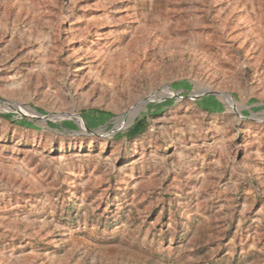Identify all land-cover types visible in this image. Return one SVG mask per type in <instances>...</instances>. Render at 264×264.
Returning <instances> with one entry per match:
<instances>
[{"label": "rangeland", "instance_id": "rangeland-1", "mask_svg": "<svg viewBox=\"0 0 264 264\" xmlns=\"http://www.w3.org/2000/svg\"><path fill=\"white\" fill-rule=\"evenodd\" d=\"M0 264H264V0H0Z\"/></svg>", "mask_w": 264, "mask_h": 264}, {"label": "trees", "instance_id": "trees-1", "mask_svg": "<svg viewBox=\"0 0 264 264\" xmlns=\"http://www.w3.org/2000/svg\"><path fill=\"white\" fill-rule=\"evenodd\" d=\"M99 113V111H95ZM126 133V137L129 140H134L139 138L146 131V122L145 120H140L136 122L133 126L129 127Z\"/></svg>", "mask_w": 264, "mask_h": 264}, {"label": "bare ground", "instance_id": "bare-ground-1", "mask_svg": "<svg viewBox=\"0 0 264 264\" xmlns=\"http://www.w3.org/2000/svg\"><path fill=\"white\" fill-rule=\"evenodd\" d=\"M226 102L230 105V102L228 101L227 96H226ZM134 118H137L134 113H129V114L127 113L126 116L122 118V122L119 125V127L128 125L129 123H131V119H134Z\"/></svg>", "mask_w": 264, "mask_h": 264}, {"label": "water", "instance_id": "water-1", "mask_svg": "<svg viewBox=\"0 0 264 264\" xmlns=\"http://www.w3.org/2000/svg\"><path fill=\"white\" fill-rule=\"evenodd\" d=\"M204 95H211V96H217V97H222V98L225 96V95H223V94H215V93H210V92H208V91H205ZM200 96H201V95H197V96H195L194 98H195V99H196V98H200ZM163 98H164V99H167V98H169V96L166 95V96H164ZM139 105H140V106H141V105L145 106V105H146V102H145V103H140ZM136 122H138V121H136ZM136 122H135V123H136ZM135 123H134V124H135ZM134 124H133V125H134ZM133 125H132V126H133Z\"/></svg>", "mask_w": 264, "mask_h": 264}]
</instances>
